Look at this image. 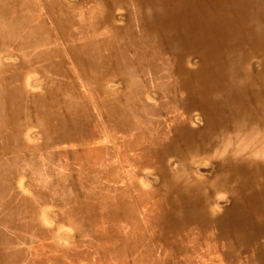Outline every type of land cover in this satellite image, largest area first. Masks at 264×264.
Segmentation results:
<instances>
[{
  "label": "bare ground",
  "instance_id": "bare-ground-1",
  "mask_svg": "<svg viewBox=\"0 0 264 264\" xmlns=\"http://www.w3.org/2000/svg\"><path fill=\"white\" fill-rule=\"evenodd\" d=\"M9 47L20 59H0V243L19 233L12 201L36 214L47 199L13 191L17 177L28 172L66 200L64 154L96 140L106 143L102 181L112 190L102 193L104 251L139 264L157 247L170 264H217L216 252L223 264H264V0H0V53ZM35 73L46 78L36 88ZM111 76L120 87L110 91ZM154 90L165 98L148 101ZM170 105L178 114L168 121ZM147 140L153 161L141 167L158 174L145 191L158 203L155 234L141 188L115 189L107 161L123 162Z\"/></svg>",
  "mask_w": 264,
  "mask_h": 264
},
{
  "label": "rangeland",
  "instance_id": "rangeland-1",
  "mask_svg": "<svg viewBox=\"0 0 264 264\" xmlns=\"http://www.w3.org/2000/svg\"><path fill=\"white\" fill-rule=\"evenodd\" d=\"M68 1L72 3L76 0ZM41 14L42 20H45L47 24L49 22L47 11L41 9ZM119 16H122L121 18L123 19L124 12L120 11ZM0 55L1 61L7 64L18 63L20 59L15 48L12 47L3 49ZM33 76L30 78L32 87H40L46 83V78L41 74L35 73ZM161 77L164 80L170 79L166 74ZM113 79L114 76H111L106 80V86L110 91L120 87L118 78ZM77 80H79L80 90L89 94L91 92L90 96H92L93 85L81 78ZM156 91L154 90L151 93L152 98H148V101L155 103L159 102L161 98H165V96H159ZM168 109L170 110L166 118L171 121L178 114V111L174 105H170ZM24 128L30 129L33 138L39 141L42 140L39 127L26 125ZM105 145L106 143L102 142L101 146L94 140L89 142L84 149L76 151L75 146H68V153L64 154V162L67 163L68 170L66 172L69 175L68 183L70 182V186L65 191L68 194V198L61 202L54 197L52 198L50 189L43 187L28 172H22L21 178L17 177L16 183L11 186L13 191L21 196H28L32 192H41L45 194L47 199L40 205L37 213L35 212L36 214H33V208L28 203L20 206L17 201H12V205L16 204L19 206V210H15L12 213H15L13 220L20 224V228L18 230L19 233H16V237L12 235L13 241L9 240L10 246L9 244L6 246L3 242L0 243V264H139L134 262L135 257L131 255L132 253L122 260V258L116 257L118 255L115 251L108 252L103 250L106 242L102 243V229L107 219L105 215H102V193H104L105 189L110 190L104 188V182L107 180L102 181V166L100 165L103 160L102 152ZM150 146L152 145L147 140L141 151L137 147L132 148L130 152L127 151L125 154L126 159L123 162L119 161V159L115 161V159L111 160L110 158L107 161L115 164L111 169V173L114 169L118 171V176L113 177L112 180L115 189L116 187H127L129 192H134L136 190L135 187L141 188L138 198L142 204L143 215L145 220H147L150 233L155 234V231H157L156 216L159 212L158 203L154 201V194L149 193L146 195L145 191L148 187L157 183L158 174L151 169L145 168V170H142L141 167L144 161H153L151 153L144 150V147L150 149ZM89 168L93 169V171H89ZM198 171L202 174H207L210 172V166L200 164ZM44 173L48 174L47 172ZM110 187L113 188L111 185ZM110 191L112 192V190ZM220 203L225 204V199H222ZM16 205H14L15 209ZM91 207L94 208L95 215L92 219L84 220L87 215H83L87 214ZM72 213L77 216L76 220L80 221L79 224H76L73 215L72 219H69ZM0 228L3 231L7 230V226L3 223L0 224ZM35 230L36 232H34ZM10 231L12 230L10 229ZM9 252L11 253L9 254ZM163 255L164 251L157 247L153 250L152 257L149 258L152 260L149 264H170L169 262H159ZM214 260L217 264L224 263L219 252L215 253Z\"/></svg>",
  "mask_w": 264,
  "mask_h": 264
}]
</instances>
